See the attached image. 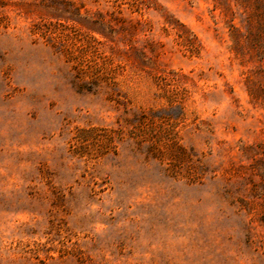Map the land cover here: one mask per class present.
Segmentation results:
<instances>
[{
	"label": "rangeland",
	"instance_id": "1",
	"mask_svg": "<svg viewBox=\"0 0 264 264\" xmlns=\"http://www.w3.org/2000/svg\"><path fill=\"white\" fill-rule=\"evenodd\" d=\"M0 264H264V0H0Z\"/></svg>",
	"mask_w": 264,
	"mask_h": 264
},
{
	"label": "trees",
	"instance_id": "2",
	"mask_svg": "<svg viewBox=\"0 0 264 264\" xmlns=\"http://www.w3.org/2000/svg\"><path fill=\"white\" fill-rule=\"evenodd\" d=\"M82 133H84V132L81 131V132L79 133V135L77 136V140H76V141L82 140V138H83V137H81V134H82ZM78 150H79V146H76V145H75L74 147H72V151H73L75 154H77V155H81L80 151H78Z\"/></svg>",
	"mask_w": 264,
	"mask_h": 264
}]
</instances>
